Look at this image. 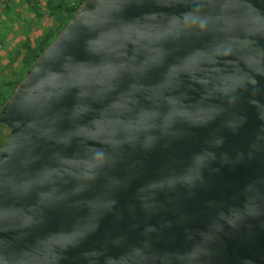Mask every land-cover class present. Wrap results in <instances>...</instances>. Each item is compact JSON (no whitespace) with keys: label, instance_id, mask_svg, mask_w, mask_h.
<instances>
[{"label":"water","instance_id":"95a60500","mask_svg":"<svg viewBox=\"0 0 264 264\" xmlns=\"http://www.w3.org/2000/svg\"><path fill=\"white\" fill-rule=\"evenodd\" d=\"M8 99L0 264H264V0H80Z\"/></svg>","mask_w":264,"mask_h":264},{"label":"rangeland","instance_id":"374dc122","mask_svg":"<svg viewBox=\"0 0 264 264\" xmlns=\"http://www.w3.org/2000/svg\"><path fill=\"white\" fill-rule=\"evenodd\" d=\"M80 0H0V107Z\"/></svg>","mask_w":264,"mask_h":264},{"label":"flooded vegetation","instance_id":"af4514ba","mask_svg":"<svg viewBox=\"0 0 264 264\" xmlns=\"http://www.w3.org/2000/svg\"><path fill=\"white\" fill-rule=\"evenodd\" d=\"M71 38H72V36H70V35H65L63 38H62V42L63 43H67V42H69L70 40H71Z\"/></svg>","mask_w":264,"mask_h":264},{"label":"trees","instance_id":"16d2710c","mask_svg":"<svg viewBox=\"0 0 264 264\" xmlns=\"http://www.w3.org/2000/svg\"><path fill=\"white\" fill-rule=\"evenodd\" d=\"M79 2H77L74 6H72L71 8H69L68 9V11H69V16H70V14L74 11V9H75V7H76V5L78 4ZM42 50V48L39 50V51H41ZM37 54H35L34 55V57L36 56Z\"/></svg>","mask_w":264,"mask_h":264}]
</instances>
